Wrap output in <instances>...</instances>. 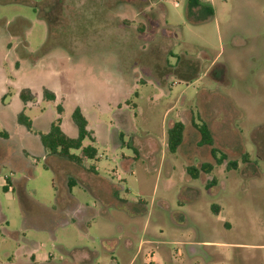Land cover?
Masks as SVG:
<instances>
[{
  "label": "rangeland",
  "instance_id": "374dc122",
  "mask_svg": "<svg viewBox=\"0 0 264 264\" xmlns=\"http://www.w3.org/2000/svg\"><path fill=\"white\" fill-rule=\"evenodd\" d=\"M122 4L161 18L121 30ZM76 107L80 165L39 142ZM0 215V264H264V0H0Z\"/></svg>",
  "mask_w": 264,
  "mask_h": 264
},
{
  "label": "trees",
  "instance_id": "16d2710c",
  "mask_svg": "<svg viewBox=\"0 0 264 264\" xmlns=\"http://www.w3.org/2000/svg\"><path fill=\"white\" fill-rule=\"evenodd\" d=\"M193 3H197V0H192ZM141 27L138 28V31L141 32ZM46 101H54L55 96L51 92L45 91L43 94ZM18 98L25 105L28 102L33 101V97L30 95L29 90H21L18 94ZM58 113H61V108L57 107ZM70 120L76 129V137L70 138L65 135L61 129V120L56 119L49 126L48 131L45 134L39 135V142L42 148L45 150L47 155L57 156L63 158L69 162L80 165L83 161H93L96 160L97 152L96 149L87 145L82 146V142L87 139L90 143L94 142L93 133L87 129L88 123L80 110L76 107L71 113ZM17 124L23 126L26 130H31L32 122L31 120L24 115L23 112H20L16 117ZM200 140L199 145L210 147V155L215 160L216 164H221L225 160V156L222 154L218 155V150L213 147V139L211 133L208 129V126L204 122H200L194 125ZM184 125L180 122L175 123L167 131V149L169 153L174 154L177 148L180 146L183 139ZM73 151H79L80 156L73 154ZM232 167L236 165L229 163ZM212 169L210 164H204L201 166V169L189 167L187 168V174L192 178L196 179L199 172L209 173ZM93 171V168H92ZM6 191V187H3ZM149 264H154L150 262Z\"/></svg>",
  "mask_w": 264,
  "mask_h": 264
},
{
  "label": "crops",
  "instance_id": "0c3cea01",
  "mask_svg": "<svg viewBox=\"0 0 264 264\" xmlns=\"http://www.w3.org/2000/svg\"><path fill=\"white\" fill-rule=\"evenodd\" d=\"M120 6L122 7V10L120 12H118V16H116V19H118V24L120 25L121 30H123V28H125V27H129L130 23H127V20H130V22H132V23H134V21L136 20L137 21L136 22V30L138 31V28L141 27V29H142L141 32L140 31H138V32L139 33H143L145 31V27H146L147 21H149L150 18H155L156 19V16H157V18H161L159 11L158 10H153L152 9L153 5H151V4L144 5L139 10L134 8L132 5L128 6V5H125V4L123 5L122 4ZM118 47H119V45H118ZM118 49L120 50V48H118ZM41 148H42V146H41ZM42 150H43V154H47L43 148H42ZM27 151L29 152L30 150L27 149ZM28 152H26V154ZM96 159H97V157H96ZM79 177H80V180L82 182H88L89 181V180L87 181L85 179V175H84L83 171L81 173H79ZM64 182H66L67 186L75 184V181L74 182L71 181L70 184L66 180ZM9 188L12 189L11 184H10ZM69 192H70V190H69ZM29 259L31 261H33L34 263L38 262V259L35 258L33 254H31ZM151 262L154 263L153 260ZM21 264H25V263L21 262Z\"/></svg>",
  "mask_w": 264,
  "mask_h": 264
},
{
  "label": "built area",
  "instance_id": "2783aa9c",
  "mask_svg": "<svg viewBox=\"0 0 264 264\" xmlns=\"http://www.w3.org/2000/svg\"><path fill=\"white\" fill-rule=\"evenodd\" d=\"M174 1H176V0H174Z\"/></svg>",
  "mask_w": 264,
  "mask_h": 264
}]
</instances>
